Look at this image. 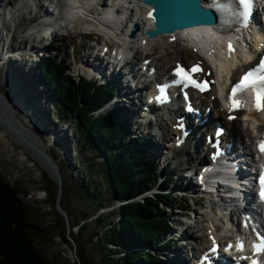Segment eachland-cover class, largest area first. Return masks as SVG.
I'll return each mask as SVG.
<instances>
[{
  "label": "rangeland",
  "instance_id": "rangeland-1",
  "mask_svg": "<svg viewBox=\"0 0 264 264\" xmlns=\"http://www.w3.org/2000/svg\"><path fill=\"white\" fill-rule=\"evenodd\" d=\"M34 2L37 4L38 13L46 14L47 9H50L51 7L50 4L43 3V1L39 0H28L27 2H24L23 0H10V7L8 8L12 18H9L4 22L6 28H1L0 33H7L5 34L4 39L8 46H12L13 50L19 48L21 51L20 55H13V57L16 58V61L12 64L23 66V60L25 61L26 56L28 55L27 46H33L35 48L40 45H45L49 50L45 47L44 52H42L44 57L52 58V56H55L60 61L59 67L57 69L54 68L53 72L58 73L59 70L62 72V69L65 66L67 71L61 75L63 76L62 78L66 79L70 84L73 83L78 85L81 83V79H93L92 81H95L97 84H104V80L99 79V77L100 74L107 75V71L104 70L103 66H100V71L98 67L97 72L91 70L90 65L93 64V62L89 56H87V47L89 44H92L89 40L92 39L94 42L99 43L101 41L100 38L103 35L99 34L100 38L94 34H92V38L91 34L85 37L82 35L83 30L81 28L70 30L71 32H69L67 29H71V26H65V28L60 24L59 27H55L54 30L50 29L40 40L41 37H39L40 32L38 30L42 28L41 24L43 22V16L36 15L34 11H30V9L34 7ZM81 25H83V23ZM32 29H37V32L31 33V31H33ZM56 31L59 33L54 35ZM64 32H68L69 34L64 36L62 35ZM50 35L54 36V39L51 44H47L46 42ZM103 37L109 40L107 36ZM47 45L55 47L50 48ZM22 46L23 48H21ZM31 50L33 51V49ZM32 57L33 55L28 56L29 59L37 58ZM56 58L54 61H56ZM41 59L42 57L40 60ZM138 64L140 65L139 62ZM3 68L4 64L0 66V113L6 115L8 118L5 116L6 119H4L3 116L0 115V178L18 190L22 201L26 204L28 209V220L32 224L31 239L34 245L38 248L41 256L44 258L45 264H78L74 257V254L77 255L76 244L74 249V245L70 241L68 232L72 229V231L76 233V227L78 226L71 228L73 222L81 224L84 221H89L85 233L81 236V242L86 245V256L88 260L92 262L91 264H102V255L105 254L108 249H111L112 252H118V248L114 247L112 244L104 247V240L107 237L115 236V234L121 232V222L118 215L119 204L114 200V193H112L110 189V181L102 163L103 159L101 154L91 145H87L85 149L82 148V136L77 128L76 121L69 114L60 112L59 108L57 110L55 109L53 97L49 93L48 86H46L42 80L40 83L43 84L40 86L38 83V88L39 90H41V88L44 90V95L47 94L45 100L47 101L48 99L46 111L50 127H48L47 132L45 131L42 133L39 129L34 128L29 125L28 122H25L26 120L16 108L13 97L10 96ZM32 75L31 76L35 78V80L41 78L39 76L38 67H35ZM110 75L116 80V83L122 82L121 84L123 88L122 90L117 83L122 92L120 91L118 96L114 98L115 100L113 102H118L120 106L128 105L127 100L129 98L135 99V97L128 93L129 88L126 85V81H124V79L119 81V77L113 75V73H110ZM26 94H29L27 90ZM33 103H35L34 100ZM51 104H54V107L51 106ZM37 110L39 113L44 114L39 107H37ZM105 111L106 106L100 111L94 112V115H103L104 113H107ZM37 115L41 120H44L43 116H45V114L43 116L40 114ZM137 115H139V113H137ZM126 116L128 117L127 114ZM138 119L140 118L138 117ZM235 120L238 121V118ZM125 122H127V120ZM134 124L137 123L135 122ZM128 125L130 124L128 123ZM152 125H154L153 122ZM132 127L127 126L129 132H131ZM154 127L158 128L159 126L157 125ZM149 130L151 131L150 128L143 131L142 125L139 124V128L136 131H133L132 129L130 139L137 141L133 143L134 148H140L141 152L144 154L148 153L154 158V161L157 162L156 165L158 166V169L155 173L158 177L156 186L160 184L162 179H164L163 175L159 177V175L163 173L178 177L179 180L176 181V185L179 183H182L183 185L186 182V179L181 173L177 172L179 168L183 166L187 165L192 167L194 162L190 161L187 163L183 159L176 162V160L167 159L162 155V158H159L157 155H152L153 152L149 151L146 146H144L146 145L144 142L147 141L145 137L149 136L147 134ZM58 132L60 134L68 135V137H66L68 141L65 145L67 146L66 149L69 150V157H67L66 153L60 154L58 149L48 141L50 137L49 135L57 134ZM158 132V135L152 134V138L153 141H156L161 145V143L163 144L164 142L160 135L162 134V137H166L167 140L168 135L165 131H162V128H160ZM247 139V137H244V140L249 143V140ZM60 142L61 141H59V144ZM31 143L34 144L37 149L45 151V155H47L54 162V165L57 166L60 174L59 187L61 188L59 203L67 213L68 224L65 223L64 218L56 208L54 197L58 191V184L53 177V171H50L48 167H46L45 164L47 163L43 162L44 159L43 157L41 158L40 151L36 148L34 149L33 146L30 147ZM144 148L146 150H142ZM161 149H164L162 145ZM28 150L31 151V153H28ZM181 151L184 152V149L179 150V152ZM34 153L37 154L34 155ZM185 154H183L182 157H185ZM65 157L67 158L66 161ZM195 157L196 156H194V158ZM167 162L169 163L164 168L162 164ZM171 185L166 188L170 191L169 196L172 199H177V201L182 202L179 203L181 205H185L184 203L189 204L191 206V211L179 210L178 208L173 207V205L166 204V206L162 203V216L169 217L168 211L171 208H175L177 211H182L184 214L188 213L190 218V225L187 227L188 235L194 233L195 235H198L200 240L203 239L205 236L204 228L206 227L209 217L212 213H214L215 216H219V213L212 212L210 206H208L211 202H207L206 198L202 200L204 202L202 207H196L195 201L201 200L200 197H180L170 189ZM154 189L156 188L154 187ZM154 189H151V191L153 192ZM96 216L101 218V223L98 227L90 221ZM215 220L219 221L217 219ZM169 221L170 223L172 222L175 227L178 226L171 217L169 218ZM98 230L100 231L99 236L90 243L89 237L93 232ZM160 238L164 239L162 236H160ZM185 242L186 241L181 240L177 241L171 251L175 250L177 247L185 258L188 257V255H190L189 252L193 251L191 250L192 244L189 246V244H186ZM156 245L151 248L153 254L155 251L158 254L162 249L168 251L167 247L163 248L160 245ZM187 249H190L191 251H187ZM121 254L123 253H120L119 255ZM166 257L164 256L161 258L163 261L162 263L160 261L157 263L164 264ZM189 257L187 258V261H189ZM169 264H172V262Z\"/></svg>",
  "mask_w": 264,
  "mask_h": 264
},
{
  "label": "bare ground",
  "instance_id": "bare-ground-1",
  "mask_svg": "<svg viewBox=\"0 0 264 264\" xmlns=\"http://www.w3.org/2000/svg\"><path fill=\"white\" fill-rule=\"evenodd\" d=\"M96 1L97 0H43V3L48 2V4H53L50 7L51 8L50 13L47 14V17H45L43 21L48 19L50 21L48 22V24L51 26L52 30L55 27H59V25L62 24V26L64 27L71 26L70 27L71 29H67V31L69 32H71L70 30L81 28L83 32L95 31L100 35L107 36L109 38V40H107V45H110L109 47H111V49L114 46L118 49L115 54L114 64L111 62H107V63H110L111 67L114 68L113 74H116V76L119 77V81H121L122 79L126 81V85L128 86L130 90L128 91V93L132 94L138 100V102H140L139 100L141 101L144 100V102L147 103L146 99L149 98L148 92L145 91L146 84H147V78H144V74L142 72L143 65H144L143 60L146 58L151 57V64H156L159 70L160 69L165 70L173 62L178 61V60H183L186 62L187 61L194 62L195 60H199L203 62L210 76L214 79H218L219 81L218 86H215L214 88H212L209 93L203 94L201 98L199 99L200 103L202 104L201 109L203 112L205 111L204 110L205 107L209 105H211L214 110L221 109V96L219 95V93H222L224 91L223 84L226 81L235 80L236 75L238 73L246 69L248 66L255 64L253 63V61H251V59L253 58L252 54L255 51L254 39L251 34L245 35L243 39L244 48L238 51L237 55L233 58H228L225 53H222L220 52V50H217L215 48H213L214 49L213 52H209L210 45L211 44L214 45L216 41L215 39L212 40L211 37H209V33L207 32L208 27H205L206 25L205 26L193 25L187 29L174 32V34L177 37V40L174 42H169L168 40V38H170L173 35V33L167 34L169 32V29H165V30H162L163 35L157 36L154 39L148 38L147 42L143 45V44H140V40L143 36L146 37V34L144 33V31L146 29L154 28V26L149 27L150 26L149 20L146 18V14L149 11H151L152 5H147L143 3L142 0H118V1L112 0L111 3L105 2L106 0H104L105 2L104 7H106V9H104V7L96 3ZM201 1L202 3L200 5L203 8V6L205 7L204 4H206L207 0H201ZM261 4H264V2H261ZM262 7H264V5ZM4 10H6V8H4ZM1 11H3L2 7L0 8V12ZM7 15H8V12H7ZM255 20L258 24L260 22L259 16H257ZM82 23L83 25H81ZM132 25H137V29L141 33H134V36H130L129 30ZM37 26L40 27L39 25ZM1 27H2V24H0V29ZM32 30H35V29H32ZM251 30L253 31V33L262 32V31H258L260 30L258 27L251 28ZM38 31L43 32V29L38 30ZM41 34L42 33L39 34V37H42ZM262 34L264 33H261V35ZM182 35L185 39L180 37ZM223 35H226V31H223ZM39 37H35V38H39ZM4 38H5L4 33L3 34L0 33V52L2 56L3 55L6 56L7 54H9L8 49L6 48V45H7L6 40ZM195 43H198L199 46ZM104 45L105 44L101 42V48L99 49V51L102 50ZM91 48H93V50ZM95 48L96 47L94 45L88 48L87 56H89V58L93 61V64H91L90 66L96 67V65L98 64V65L103 66L104 70L107 71L105 67L106 65L105 59L101 58L98 55V53L95 52L96 50ZM27 49H30V47L27 46ZM234 58H236V60L232 61ZM138 61L140 63L139 67L136 65V62ZM17 66H18L17 64L13 65L12 63H10L7 67V74L9 77L8 78L9 80H7V83H8V89H9L10 96L13 97L16 108L20 112L22 117L26 120L25 122H28L29 125L33 126L34 128L39 129L43 133L44 130L50 127L49 126L50 124L48 123V118L46 117L48 115L46 111V108L48 105V99L46 101L45 97L43 98L41 94L36 96V94L39 92L37 89L38 87L35 86L36 87L35 88L33 86V82H31L32 80L30 81L29 80L30 78H28L27 76L22 77L21 70L19 68L20 65L18 67ZM136 69L138 73L135 75ZM97 70L95 69L94 71L97 72ZM106 76L108 77L110 76V74L108 73ZM160 76L164 78L166 74H162ZM148 82L149 84H152L153 86L152 81H148ZM15 85L19 86V88L17 87L16 89V90L19 89L18 92L14 91L13 89ZM26 90L29 92V94H26ZM114 91L117 92L115 89ZM150 91H151V85H150ZM215 91L218 93L220 98L213 97V94H215ZM145 95L147 96L145 97ZM32 99L34 100L35 103H38L40 105L39 109L42 110L45 114V116H43L44 120H41V118L37 115L39 114V111L37 110V105L33 103ZM175 100L176 101L173 100V102L171 103L174 106L173 108L174 110H171L165 107L164 103L157 98H155V102H154L157 104V106L148 105V104L140 105L141 114L137 116L140 119H142L144 123V125L142 126L143 131H146V129L148 128L151 129V131L149 130V132L147 133L149 136L145 137L147 141L144 142L146 143V145L144 146H146V148L149 151H152L155 154L156 152H158L159 155H162L167 159H174V160L183 159L185 161L193 160L192 162L195 161L192 166L193 169L185 176L187 181L195 179V175H197V173L200 170V168L197 167L198 163L204 164L205 167H207V173L204 174V178H205L204 183H205V186H207L205 189L202 188L201 185H199L197 182H194V184H192L191 187H188L187 185L185 187V189L188 187L186 190L182 188L181 186L176 185V187H174L175 189L174 190L172 189L174 192L176 190L177 192H181L182 190H185L188 194L192 196L195 192L199 191L200 194H207L209 195V197L216 196L217 201L223 204V199L220 198L219 193L224 191V187H227L228 188L227 190H229V191L226 190L228 192L227 193L228 194L227 197L229 199L228 203H230L232 200L231 199L232 193L236 191V190H230V189L237 188L239 186V182L242 180L243 175H246L247 177L248 174L251 173L252 168L250 164L252 161L256 163V161L260 159V155L258 154L251 155L250 159L248 160L249 162L245 161L241 163V165H238L239 167L238 170H235L236 166L228 167L226 165L228 160L223 161L221 163V166H219V163H217L216 160L221 159L222 157L216 158L215 160L212 156H210L212 149H209L207 147L209 143H206V145L204 146L202 145V141L200 137L198 138L199 131L203 130L202 133H207L208 130L212 128V126L210 125L211 120L207 118L209 115H206V112H204V115H203V117H206V121L203 123V125L198 122L196 124L193 123V125L195 126H191L190 124H188V122L184 123L183 128L189 131L188 133L189 135L187 137L184 135L183 138L186 137V140H183L181 144H179L178 146H175L174 138H173V141H170V139L176 133L179 135L180 132L177 128L173 129L170 126V124L175 123L174 115L179 116V118L185 117V119L190 116V113L187 111L188 109L186 108L187 102L184 100V98H178ZM115 103L117 106H120L118 102H115ZM111 104L113 105V103ZM51 106H53V104H51ZM197 106L200 107L201 105L197 104ZM121 107H122V113L123 112L125 113L124 115H125L127 122L130 124V126H132L133 118L129 116V113L126 110L127 107L120 106V108ZM198 107H195V108H198ZM174 111H176V113H174ZM183 112H185V115L182 114ZM126 114L128 115V117L126 116ZM237 114H238V117H237L238 121L233 120L231 122L229 121L226 122V125L229 128L228 139L232 141H236V145L238 143L250 149H253L255 147V143L254 145L252 144V138L257 137V134L259 133H261L263 136L262 130L264 129V119H261V114H259L258 112H255L250 115L249 114L245 115L249 118V121L248 120L241 121L240 113H237ZM0 115H2L4 119H6L5 118L6 115L1 114V113ZM222 116L224 117V115ZM126 120H124V122ZM151 121L153 122L154 125L150 123ZM168 121H170V124L168 123ZM168 124L169 126H166ZM157 125L159 127L155 128L154 126H157ZM134 127L138 129L139 125L135 124ZM160 128H163V129L165 128L166 130L162 129V131H165L166 134L168 135L167 137L168 140H166L165 137H162L163 136L162 134L160 135V137L162 138L164 142L163 144L161 143L164 149H161V145H159L158 142L153 141V138H152V134L158 135L159 133L158 130ZM64 137H68V135L66 134L65 135L63 134V136L62 135H57V136L52 135L50 138L52 139L53 145L56 147H59L60 145L59 141H63L64 143L68 141ZM244 137L248 138L247 140H249V143H247V141L244 140ZM168 141H170L171 144H169ZM32 146L34 149L36 148V146L31 143L30 147ZM181 149H184V152L182 151L179 152V150ZM37 150L40 152L42 151L41 149H37ZM249 151L252 153V150H249ZM27 152L31 153V151L29 150ZM42 152H45V151H42ZM35 154L37 153H34V155ZM183 154H185V157H182ZM195 155L196 157L194 158ZM162 156H160V158H162ZM41 157L44 158V156H41ZM43 162H45V160H43ZM45 165L46 167H48L50 171H53L52 168L49 167L48 163ZM235 173H238L240 177L239 178L235 177L234 175ZM232 176H234V180L232 179ZM232 181L233 183L229 184ZM162 182L163 181L161 180L160 183ZM241 187L242 186H240L237 192L240 191ZM157 194H161L163 196H169L168 194L155 191V195ZM207 195H205V197L207 201H209V198ZM248 198L249 197L247 195V199L246 200L243 199V204L239 202L242 213L244 214V217L248 221V223L251 224V227L258 228L260 230L259 232L262 234L261 236H264V212H262L260 206L257 204V202L253 198L252 200L251 199L248 200ZM166 204L177 206V204L179 203L177 200L172 199L171 202L163 203V205H166ZM208 206H210V209L212 210V212H216V207H217L216 201L211 202V204ZM229 207L231 208V206ZM233 208H235V206H232L231 208L232 212L235 211ZM225 212H227L226 214H227L228 219H222L219 216H215L214 213L211 214V216L209 217L207 221V228L205 227L204 229L206 230L205 238L200 240L197 237V241L199 239L200 240L199 242H205L207 241V239H211V240H214V242L211 245L209 243L208 246L206 247L204 246L202 250L199 252V255L198 257H196L195 261L191 262L190 261L191 257H190L189 264H192V263L193 264H205V261H203L200 258V255L201 254H204L205 256L208 255L210 252L209 249L211 246L214 245L215 241L216 240L217 242L220 241L221 234L227 233V231L224 229L227 220L230 221L232 226H236L234 227L235 229L240 227L236 225L237 219L234 218L232 214H230V211L226 210ZM215 219L219 221H216ZM238 230H235L233 234L230 235V241L233 244H234V235L237 233ZM159 244H161V242H159ZM146 248H144V250L149 249V248L147 249ZM160 252H166V251L165 249H162L160 250ZM196 253H198V251H195L194 254ZM167 254L170 256L172 255V257L171 259L168 258L169 260L165 258L166 260H168V261L165 260L166 264H169L170 262H172V264H188L187 258L190 255H188V257L185 258L184 255L182 256L179 249H176L173 252H169ZM191 256H193V254H191Z\"/></svg>",
  "mask_w": 264,
  "mask_h": 264
},
{
  "label": "trees",
  "instance_id": "trees-1",
  "mask_svg": "<svg viewBox=\"0 0 264 264\" xmlns=\"http://www.w3.org/2000/svg\"><path fill=\"white\" fill-rule=\"evenodd\" d=\"M53 69L51 58L44 57L39 70L53 97L55 109L59 108L60 112L69 114L76 121L83 149L91 145L99 151L114 200L123 202L118 206L121 232L104 240V247L112 244L123 254L116 256L118 252L108 249L102 255V264H157L158 256L144 248H150L158 234L169 229L168 217L161 214V204L172 199L161 194L134 199L153 186L155 166L146 154L134 148L126 128L120 126L122 122L114 120L115 115H94L95 108L112 96L110 88L94 83L78 88L67 83ZM56 198L57 192L55 201ZM90 221L98 227L101 218L96 216ZM88 225L89 221L73 222L71 228L78 226L77 231L74 233L71 229L68 232L76 244L81 264L92 263L86 256V245L81 242ZM31 228L28 209L19 191L0 178V264H45L31 239ZM99 233V230L93 232L89 242H93ZM133 247H140V250L131 252Z\"/></svg>",
  "mask_w": 264,
  "mask_h": 264
},
{
  "label": "snow or ice",
  "instance_id": "snow-or-ice-1",
  "mask_svg": "<svg viewBox=\"0 0 264 264\" xmlns=\"http://www.w3.org/2000/svg\"><path fill=\"white\" fill-rule=\"evenodd\" d=\"M234 4H238L242 9L240 12H235L233 10ZM251 5V0H223V2H218V0H213V4L210 5L215 7L217 11L222 14L228 11H232L233 15H238L243 19H247L248 10ZM151 15V13H149ZM231 51V43L228 45ZM200 71L198 65H193L191 68L185 70L179 64L173 69V75L176 79L172 81L173 84H183L184 87L191 86L193 88L199 89L200 91L205 90V82H197L192 78V73ZM163 87V86H161ZM244 88H251L252 90V107L256 111H260L264 108V57H260L259 63L254 67H251L243 73L235 84L232 85L231 92L228 95V110L229 112L237 110L242 107V102L235 99L236 93ZM229 119H233L229 116ZM182 127V125H178ZM220 132L217 130V135ZM257 149L264 153V140H261L256 145ZM253 183L257 185L256 195L261 203H264V165L259 168V174L253 180ZM242 242L237 243L238 248H242ZM253 249L258 251H264V239H261L259 244H253ZM252 264H258L257 261H253Z\"/></svg>",
  "mask_w": 264,
  "mask_h": 264
},
{
  "label": "water",
  "instance_id": "water-1",
  "mask_svg": "<svg viewBox=\"0 0 264 264\" xmlns=\"http://www.w3.org/2000/svg\"><path fill=\"white\" fill-rule=\"evenodd\" d=\"M145 4H150L153 6V14L155 15V29L146 30V34L149 37H153L157 33H161L162 30L169 29L173 31L177 28H183L193 25H202L211 21L208 17L210 12H207L201 7L199 0H142ZM41 156H44L45 162L53 170V177L58 184L57 198H56V208L60 215L64 218L65 223L68 224V218L66 211L62 208L59 203V195L61 188L60 185V174L58 172L57 166L54 165L53 161L45 155L44 152H40ZM42 158V157H41ZM69 236V235H68ZM70 241L74 245L73 238L70 237ZM74 257L78 264H81L78 255L74 254Z\"/></svg>",
  "mask_w": 264,
  "mask_h": 264
}]
</instances>
